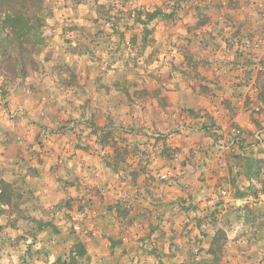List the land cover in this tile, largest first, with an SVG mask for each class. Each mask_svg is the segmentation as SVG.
<instances>
[{
	"label": "crops",
	"instance_id": "crops-1",
	"mask_svg": "<svg viewBox=\"0 0 264 264\" xmlns=\"http://www.w3.org/2000/svg\"><path fill=\"white\" fill-rule=\"evenodd\" d=\"M199 2L183 12L181 0H104L111 13L175 11L184 18L178 15L166 36L165 20H151L143 49L138 22H122L107 44L84 38L85 31H62L86 25L90 33L92 22L61 23L52 40L64 51L52 49L48 61L65 70L63 78L44 77L32 91L0 86V193L7 187L12 194L9 205L0 204V264H64L70 247L76 264H129L136 254L142 264H179L194 242L207 254L215 232L208 215L217 214L218 227L234 221L240 199H220L218 192L247 188L243 158L264 157L253 149L233 157L226 143L230 127L241 130L246 147L264 126V111L253 112L264 108V0ZM195 10L200 36L191 27ZM132 39L141 62L173 49L170 76L183 77L166 88L141 83L139 69L115 48ZM17 108L20 114L8 119L6 110ZM165 170L177 176L172 185L155 179ZM74 222L81 232L72 231ZM232 226L230 239L243 227ZM240 237L244 243L247 236ZM149 239L158 258L140 255ZM251 241L241 246L250 259L233 256L238 246L229 244L221 264H258L261 242Z\"/></svg>",
	"mask_w": 264,
	"mask_h": 264
},
{
	"label": "rangeland",
	"instance_id": "rangeland-1",
	"mask_svg": "<svg viewBox=\"0 0 264 264\" xmlns=\"http://www.w3.org/2000/svg\"><path fill=\"white\" fill-rule=\"evenodd\" d=\"M183 1L184 4H179L180 6L184 7H179L180 10L178 11H183L187 10L185 5L187 6L188 4H191L194 6V9L199 8V0H181ZM127 2V1H126ZM93 4L92 6L88 7L87 4ZM109 4V3H107ZM177 6L178 2L175 4H172V6ZM79 6H82L79 9ZM83 6H85L83 8ZM93 6H95V9H93ZM111 8V7H110ZM82 9V11H80ZM119 11L111 13L109 9H107V6L104 5V0H44V12H43V17H44V22L45 26L42 31V35L44 38H46L44 46L41 47L40 53L37 54L36 56V63L38 64V69L35 72H32L24 81L23 84H19L17 82H4V80L0 77V86H3L4 88L7 89V87H11L13 85H17L21 89H26V90H31L33 87H35L37 84H41L43 80H45L44 77L47 78H58L57 82L59 81V78H63V71L64 69L60 68L58 65H52L54 64V61H48L49 59H52L51 56L54 54L56 51H52V49H55L56 47L59 49H62L64 51V45H59L61 44V41L56 42L55 46H53V40L52 37L54 33H56V28L61 24H73L74 22L77 21H88L92 22L95 24V27L90 26V33H88L86 25L81 29H76L73 30L74 28L77 27H67L66 30H62L64 33H70V31H79L83 32L85 31L86 33L82 34L84 38H87V36H90V38H96V40L101 39L103 44H107V37L111 35H115L116 37H119V25L122 27L123 23H136L138 22L142 28L141 30V49L147 45L149 37L152 35V29H150L148 26L150 25V21H146V16L147 14H152L154 12H145L142 11L141 9H134L132 10H127V12ZM182 12V13H183ZM196 12V13H195ZM193 16L196 20L195 25L191 27H195L194 29V35L195 36H200L202 35V32H198L199 30V25L201 21V16L200 13L195 10ZM93 13V14H92ZM182 13H177L175 11H168L167 13L160 12L158 17H161L163 20H165V24L162 25V30L163 33H168L169 31L172 30V28L175 27V24L178 22L177 19H180V17H183ZM178 15L180 17H178ZM184 18V17H183ZM182 18V19H183ZM156 19V18H154ZM177 21V22H176ZM122 23V24H121ZM196 32V33H195ZM166 36V34H165ZM135 38V37H134ZM106 39V40H105ZM133 42L126 41L124 42H117L118 45L115 46L116 52H120L123 54V52L127 53L126 59L130 63V67L132 69H139L138 75V80L141 83H146L149 82V80H154L156 83H158L161 87L166 88L168 86L167 82L170 80L178 82V79L181 78L180 74H174L173 76H170V72L168 68H170L172 63L174 62L175 59V53L174 55L172 54L173 49L170 50V54L167 56H163L162 59H158V57H152L150 56L149 58L142 59L143 61H138L136 58H138V48L136 49V53L134 51L135 46L132 44L135 43V39H132ZM251 44L249 41H245V44ZM139 44V43H138ZM248 44V46H249ZM256 46V44H254ZM50 49L48 53L46 52V49ZM51 57V58H49ZM125 59V60H126ZM128 63L127 61H125ZM46 63V65H45ZM52 65L50 67V65ZM164 72H167L166 75H164ZM182 75V74H181ZM70 77V76H69ZM183 77V75H182ZM174 81V82H175ZM38 87V86H36ZM264 100V97L263 99ZM17 111V115L20 114V109L17 108L16 110L13 109H7V117H11L10 114L13 112ZM264 111V108L262 107H256L254 109V113L257 114L258 116H261ZM188 115V114H187ZM65 126V125H64ZM235 128V127H230ZM237 130L240 131L241 136L242 132L240 129L236 128ZM220 130L215 129V133H219ZM257 133H262V138L260 140L254 139L255 134ZM230 134V133H229ZM228 134V136H229ZM155 136H159L158 133L154 134ZM240 145H239V152L236 154H231V156H241V157H246L247 154L246 152L247 149H253L254 151H257L258 153H264V148L262 147L264 145V126H257L256 131L252 134V144L249 146H244L243 144V138L240 137ZM219 139L217 138V141ZM227 143V140H226ZM168 150V149H167ZM251 150V151H253ZM261 150V151H260ZM255 151V152H256ZM61 162L56 161L55 165L60 164ZM243 163V170H244V175L248 179L249 184L247 185V188H243L242 190L240 189H235V188H227V189H221L219 190V196L220 199H226V200H233L236 201L237 199H240L241 201V206H237L234 209L231 210V214H233L234 221H231L230 219L226 218L224 219V222H221L223 225L218 227L217 225V220L215 215L216 213H211L208 215L209 217V223L211 226H213V230L215 231L211 241H210V246L207 249V254L211 255V249L214 251V256H210L211 260L210 262L208 259L205 257L207 254H204L202 251L201 246H199L197 243L194 242L193 248L191 255L189 254L188 259L184 260L182 263L179 264H221L222 260L225 258V253H227L225 250L226 248H230V245L238 246V249L233 253V256L238 257L239 259H250L248 256V252L246 249L242 248L241 246L244 247H249V243L246 242H252L251 239L254 238V240L257 242H261L262 248L260 249L259 257H258V264H264V157L261 159L259 158H254L252 155H249L246 158H243L242 160ZM169 171L172 175H174V182H176L177 176L171 171V170H165ZM248 173V174H246ZM159 174L155 175V179L158 182H162L168 185H172L173 183L166 182V181H161L158 177ZM250 179H253L252 181H249ZM246 187V186H245ZM222 191H226V195H222ZM234 207V206H231ZM239 219V220H238ZM216 220V221H214ZM226 220V221H225ZM236 220V221H235ZM234 223L238 225L242 223L243 227H240V229L237 230L236 232V237H233V239H230L227 237V232L226 231H231L232 232V225ZM240 222V223H239ZM226 223V224H225ZM245 225V226H244ZM218 227V228H217ZM245 227V228H244ZM75 228H77L75 230ZM223 229V230H222ZM72 231L75 232H81L79 225L77 222H74V225L72 226ZM248 234L250 237L248 238ZM247 236L245 239V242H237L238 239H241L240 236ZM248 240V241H246ZM239 243V244H238ZM193 244V242H192ZM230 244V245H229ZM146 252L140 255H145L149 254L152 257L158 258L159 256V248L155 240L149 239L148 242L145 244ZM68 250L69 253H67L63 258V263L64 264H76L75 261L73 263V259L76 257V252L74 250L70 251ZM228 254V253H227ZM230 256V255H228ZM232 256V257H233ZM231 257V256H230ZM227 259V258H226ZM225 260V259H224ZM142 264L140 263V258L139 254H136L133 257V262L130 260L129 264ZM144 264V263H143ZM157 264H165L161 262L160 260H157ZM176 264V263H175ZM228 264V263H227ZM244 264H246L244 262Z\"/></svg>",
	"mask_w": 264,
	"mask_h": 264
},
{
	"label": "trees",
	"instance_id": "trees-1",
	"mask_svg": "<svg viewBox=\"0 0 264 264\" xmlns=\"http://www.w3.org/2000/svg\"><path fill=\"white\" fill-rule=\"evenodd\" d=\"M43 12L44 0H0V77L4 82L23 84L37 71L35 59L46 41L42 35ZM157 16V12L147 14L146 21ZM9 195L12 194L5 187L0 193V204L9 205L5 199ZM211 255L214 256L212 249Z\"/></svg>",
	"mask_w": 264,
	"mask_h": 264
},
{
	"label": "built area",
	"instance_id": "built-area-1",
	"mask_svg": "<svg viewBox=\"0 0 264 264\" xmlns=\"http://www.w3.org/2000/svg\"><path fill=\"white\" fill-rule=\"evenodd\" d=\"M249 43H247L248 45ZM249 46H251V44H249ZM11 117H14L15 115H17V111L13 112L12 114H10ZM229 136H227L226 140H227V144H228V150L231 154H236L239 152V145H240V140L242 137L241 133L239 130H237L236 128H231L229 131ZM262 138V133H257L255 134L254 139L256 140H260ZM159 179L161 181H166V182H170V183H174V175H172L169 171H164L162 173H160L158 175ZM222 195H226L227 192L226 191H222L221 192ZM77 228H75L76 230Z\"/></svg>",
	"mask_w": 264,
	"mask_h": 264
}]
</instances>
